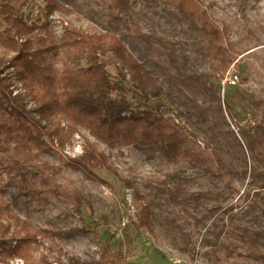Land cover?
I'll use <instances>...</instances> for the list:
<instances>
[{"label": "trees", "instance_id": "1", "mask_svg": "<svg viewBox=\"0 0 264 264\" xmlns=\"http://www.w3.org/2000/svg\"><path fill=\"white\" fill-rule=\"evenodd\" d=\"M30 1L0 0V46L8 54L14 53L10 58L0 57V115L5 116L0 117V155L8 156H0V177L3 170L8 176L5 183L0 181V219H13L22 232L21 237L8 238L11 223L0 222L2 259L19 258L35 264L39 236L61 240L73 236L71 229H36L32 218L42 211L49 194L67 198L81 214L83 206L89 204L84 195L79 190L60 191L58 186L41 189L31 181L19 156L23 150L29 155L52 154L47 140L52 143L59 137L63 148L82 128L101 143L151 152L165 168L161 178L136 188L89 142L84 155L74 160L75 167L84 173L102 164L128 188H134V199L140 204L135 224L138 230H158L186 253L192 250L188 249L191 239L180 216L193 219L201 232L206 231L202 239L205 247L217 245L225 217L232 221L240 218L236 229L241 241L253 250L255 260H264V124L246 129L237 123L234 127L228 120L227 115L235 122L226 89L224 98L221 92L233 56L206 9L196 0H110L109 13L99 15L93 6L100 5L98 0H34L44 3L45 13L33 21L20 13ZM246 2L240 0L243 19L248 16ZM72 12L101 24L107 22L112 29L105 26L95 33L70 29L58 41L51 17ZM165 27L172 34H166ZM63 47L69 48L75 61L87 57V69L68 64L57 67L53 60ZM100 52L110 54L112 61L120 64L119 80H112L98 62ZM7 67L16 68V78L27 91L25 96L34 102V109L28 108L23 94L13 95L10 78L4 73ZM125 70L136 92V105L125 94ZM168 106L186 121L192 136L164 116ZM55 117L63 119L68 129L60 122L49 129ZM196 136L212 146L211 153L198 149ZM8 160L15 167H5ZM194 175L206 183L191 192L188 186L196 180ZM248 176V203L234 214L238 207L231 200L239 193L235 182L245 184ZM92 178L104 183L97 176ZM14 211L24 219L11 215ZM124 236L130 240L127 232ZM255 248L261 250L255 252ZM42 260L47 261L45 257ZM72 261L123 264V255L107 249L99 261Z\"/></svg>", "mask_w": 264, "mask_h": 264}, {"label": "rangeland", "instance_id": "2", "mask_svg": "<svg viewBox=\"0 0 264 264\" xmlns=\"http://www.w3.org/2000/svg\"><path fill=\"white\" fill-rule=\"evenodd\" d=\"M98 1L100 5L94 3L93 6L99 15L109 13L111 1ZM196 1L206 9L210 19L220 27L225 46L233 56V62L224 78L231 72L238 73L241 79L236 87H226L227 105L231 108L235 122L226 114L228 120L233 122V126L237 123L246 129L264 124V46L257 47L264 44V0H247L248 16L245 19L241 15L240 0ZM20 13L24 18L30 17L33 21H38L44 16V3L31 0L27 7L20 10ZM51 22L53 35L58 41L70 29H82L88 33L101 31V27L112 29L107 22L101 24L75 12L55 13L51 17ZM164 29L166 34H172L169 27ZM13 54L12 52L8 54L0 46V57L10 58L14 56ZM97 59L104 70L111 75L112 80H119L122 77L120 64H115L110 54L100 52ZM87 61V57L77 61L73 60L69 48L63 47L59 57L53 60V63L61 69L68 64L74 69L85 70L88 65ZM206 65L208 68L209 65ZM4 73L15 75L13 78L15 79V90H19L18 93L25 96L27 91L16 78V68L7 67ZM123 73L126 74L127 81L125 94L136 105L138 103L136 92L128 83L131 77L127 75L126 70ZM222 74H219L220 78ZM113 96L115 97L116 94ZM23 98H26L29 109L35 108L30 98L26 96ZM138 100L140 101L139 98ZM166 110L164 113L166 118H171L173 114L177 115L172 106L166 107ZM0 117L5 118L3 115ZM59 122L64 129H68L67 123L59 117H55L48 128L52 129ZM88 142L93 144L98 152L103 153L108 158L109 164L117 169L120 175L130 180L136 188H142L147 181L161 178L164 174L165 168L159 164L158 158L153 153L116 144L111 146L101 143L82 128L70 138V144H66L63 148L60 146L59 137L55 138L52 143L47 140L48 145L54 151L52 154L44 151L29 155L23 150L19 158L30 173L32 182L35 181L43 190L53 189L55 186L64 192H78L79 190L89 203L83 206L82 213L79 214L67 198L53 194L46 195L48 201L43 202L42 211L33 215L34 228L71 229L73 236L66 240L39 236L37 238L39 248L33 254L35 264H73L72 259L82 263L90 260L91 262L92 260L99 261L107 249H111L112 253L121 252L123 264H264V260H255L253 250L241 241L236 229L241 222L240 218H234L232 221L225 217V222L220 223L223 234L217 245L205 247L202 245V239L206 231L201 232L193 219L188 218V220L180 216L179 219L184 222L191 239V246L188 249L192 248V250L186 253L180 252L158 230L154 232L146 228L138 230L135 224L140 204L134 199V188H128L102 164L97 168H90L89 173H84L75 167L74 160L84 155ZM0 156L6 159L8 157L2 153ZM6 165L9 168L15 167L11 160L5 162L4 166ZM35 175H37L36 178ZM96 176L104 183L92 178ZM194 179L196 180L188 186L191 192L200 190L199 186L204 187L206 183L204 179L196 175ZM7 180L8 176L3 170L0 181L5 183ZM249 182V176L245 184L235 182L239 193L231 200V204L238 207L233 211L234 214L239 213L248 203L245 200L250 190ZM11 215H18L24 219V215L15 211ZM1 221L5 224L11 223L8 238L11 235L22 236L20 227L14 224L13 219L5 216L0 219ZM125 232L130 237L129 241L124 236ZM260 250L255 248V252ZM43 257L47 261H43ZM21 260L28 264L24 259Z\"/></svg>", "mask_w": 264, "mask_h": 264}, {"label": "built area", "instance_id": "3", "mask_svg": "<svg viewBox=\"0 0 264 264\" xmlns=\"http://www.w3.org/2000/svg\"><path fill=\"white\" fill-rule=\"evenodd\" d=\"M67 23V22H66ZM65 23V24H66ZM13 69V68H12ZM7 75V74H5ZM10 78V81L12 83V87L11 89L14 91L13 95H20L19 90H15V75H7ZM240 76L238 73H231L229 72L226 77L223 79L222 84V97L224 98V93H225V89L226 87H236L238 85V83H240ZM172 123L181 131H184L186 134L191 135V131L189 129V125L185 122L184 119L179 118L178 115H172L171 118H169ZM196 143H197V147L201 152L204 153H211L212 152V146L205 141L203 138H200L199 136H196ZM0 264H25L21 259L19 260L18 258L15 259H8V260H3L2 257L0 256Z\"/></svg>", "mask_w": 264, "mask_h": 264}]
</instances>
